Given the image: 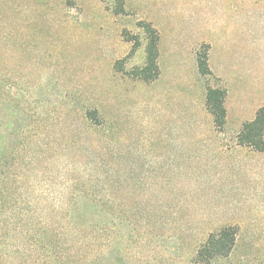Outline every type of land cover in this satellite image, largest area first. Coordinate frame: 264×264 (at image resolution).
Returning a JSON list of instances; mask_svg holds the SVG:
<instances>
[{
  "label": "rangeland",
  "instance_id": "374dc122",
  "mask_svg": "<svg viewBox=\"0 0 264 264\" xmlns=\"http://www.w3.org/2000/svg\"><path fill=\"white\" fill-rule=\"evenodd\" d=\"M235 23L264 81V0H0V264H198L226 226L213 264H264V153L206 113H154L160 84L132 74L149 25L165 82Z\"/></svg>",
  "mask_w": 264,
  "mask_h": 264
},
{
  "label": "crops",
  "instance_id": "0c3cea01",
  "mask_svg": "<svg viewBox=\"0 0 264 264\" xmlns=\"http://www.w3.org/2000/svg\"><path fill=\"white\" fill-rule=\"evenodd\" d=\"M236 23L233 34L232 29L229 31L226 29L228 35L221 38L219 56L214 55V45L210 49L209 68L213 77L219 80V83L215 85L210 84V81L202 76L196 54L198 72L194 79L177 78L162 82V53L159 52L158 65L161 70L159 77L152 83L140 81L151 88L160 84L153 95L154 113H171L172 120H178V113H206L209 118H212L207 107L208 90L221 88L226 91V126L235 127L239 134L245 123L252 122L256 118L258 111L264 106V81L258 79L250 82L248 80L251 74L248 73L249 70L245 72L239 58L242 55H240L241 42ZM232 113H234V120Z\"/></svg>",
  "mask_w": 264,
  "mask_h": 264
},
{
  "label": "trees",
  "instance_id": "16d2710c",
  "mask_svg": "<svg viewBox=\"0 0 264 264\" xmlns=\"http://www.w3.org/2000/svg\"><path fill=\"white\" fill-rule=\"evenodd\" d=\"M149 43L147 45V64L143 68L132 71L133 76L145 83H152L159 75V34L150 25L147 30ZM207 49V48H206ZM208 50V49H207ZM207 51H200L198 56L199 69L202 75H212L208 64ZM226 91L221 88H209L207 107L214 118L217 130H223L226 125L227 112L225 108ZM95 113H88L92 117ZM238 145L264 153V106L258 111L252 122L245 123L237 136ZM239 228L226 226L212 232L197 250L195 262L198 264H213L219 258H227L232 253L237 240Z\"/></svg>",
  "mask_w": 264,
  "mask_h": 264
}]
</instances>
